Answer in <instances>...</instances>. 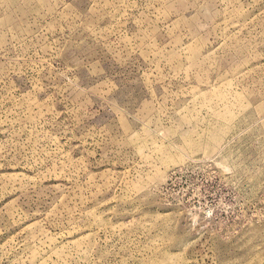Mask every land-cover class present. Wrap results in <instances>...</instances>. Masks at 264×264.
<instances>
[{
    "label": "rangeland",
    "instance_id": "374dc122",
    "mask_svg": "<svg viewBox=\"0 0 264 264\" xmlns=\"http://www.w3.org/2000/svg\"><path fill=\"white\" fill-rule=\"evenodd\" d=\"M0 264H264V0H0Z\"/></svg>",
    "mask_w": 264,
    "mask_h": 264
}]
</instances>
